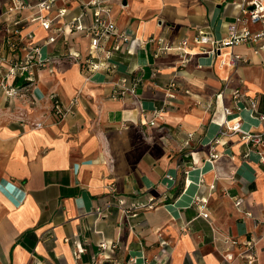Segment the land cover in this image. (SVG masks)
<instances>
[{"label": "crops", "instance_id": "obj_1", "mask_svg": "<svg viewBox=\"0 0 264 264\" xmlns=\"http://www.w3.org/2000/svg\"><path fill=\"white\" fill-rule=\"evenodd\" d=\"M110 2L116 33L125 32L127 41L113 37L107 44L121 45L103 61L114 70L82 71L66 58L88 57L82 33L66 30L47 44L48 32L24 23L31 11L3 17L9 0H0V57L23 59L35 47L49 59L31 81L9 82L17 90L13 98L0 89V111L7 116L0 120V264H98L100 242L114 247L103 251V264H131L130 258L137 264H241L222 256L237 253L231 240L261 233L255 219L264 216V162L257 153L264 154V141L251 147L237 134L218 137V131L222 121L239 119L243 129L263 132L264 122L254 117L264 114V49L241 44L211 57L198 55L191 43L193 55L184 66L176 53L153 56L158 40L191 42L200 30L226 37L240 0ZM66 8L67 17L54 27L73 17L81 26L90 23V11L80 3L70 0ZM16 21L22 29L10 51L4 27L12 29ZM229 54L242 61L228 65ZM123 77L140 78L136 98L113 96ZM237 89L242 106L225 116ZM248 99L255 102L252 112ZM153 109L162 112L151 127ZM118 197L127 205L153 199L155 207L125 217ZM199 197L208 202L204 215L195 205ZM256 264H264V239Z\"/></svg>", "mask_w": 264, "mask_h": 264}, {"label": "built area", "instance_id": "obj_2", "mask_svg": "<svg viewBox=\"0 0 264 264\" xmlns=\"http://www.w3.org/2000/svg\"><path fill=\"white\" fill-rule=\"evenodd\" d=\"M80 3L85 9L90 11L91 21L86 26H81L78 17H73L70 21L66 22L63 27H54V21L56 19H64L68 15V10L66 4L70 0H34V4L30 5L23 0H9L6 11L3 17L7 18H20L25 11H31L32 14L27 16L25 19L26 25L38 24L44 31L49 33L47 44H53L64 34L67 33H82L84 38L88 40V57L82 60L78 53H71L66 58L78 64L82 71L92 70L98 71L101 68L106 70H114L115 66L108 63L105 65L103 61H109L111 56L120 51L121 45L118 42L113 43L109 48L107 44L111 38L115 40H120L121 42L127 41V34L125 32L116 33L115 22L112 17V7L111 0H73ZM57 5H61L56 9L54 17L50 16V12ZM65 5V6H64ZM240 13L235 19L227 25V35L224 38L216 39L209 31L200 30L190 41L182 40L176 45H164L163 41L158 40L156 43L158 45L157 52L153 55L155 58L160 55H165L168 53H176L180 57V65L184 66L190 61L191 54L188 47L192 43L194 46L198 47V55H206L211 57H216L220 55V52L225 48H232L236 45L247 44L256 45V49H264V4L262 0H240L239 3ZM14 27L10 29L9 27H4V33L8 41V47L10 51H14L15 46L18 41L15 37L19 36V30L21 31L17 21L14 23ZM249 25H258L260 28L257 31H251ZM54 28V29H53ZM53 29V30H52ZM30 35V34H28ZM28 38H31L29 36ZM153 39H148L147 43H152ZM49 59L44 58L41 54L40 48L28 47V53L25 58L20 59L16 57L3 58L0 57V89L5 94L6 98H13L16 96L17 90L9 84L10 81L23 80L31 81L34 75V71L38 68L45 67L46 62ZM242 61V57L229 54L228 65L237 66ZM140 82L139 77H134L130 82L126 77L120 79L116 83L113 96L122 98L126 95H130L133 98L137 97V86ZM171 91L176 89V84L174 82L170 83L168 86ZM222 94V92H221ZM169 98L173 97V93L168 95ZM53 102V110L57 119H61L64 115L60 111L58 106V101L55 96L49 98ZM244 100L243 95L237 89L232 91L231 101L233 106L226 107L223 110L225 116H232L235 111H239L242 106V101ZM139 104V103H138ZM247 104L251 109V112L255 109V102L253 99H248ZM142 112L144 111L141 108ZM161 110L153 109L151 111V119L148 125L153 127L156 125L157 120L161 119ZM254 117V116H253ZM259 123L264 122V114H258L254 117ZM42 124L37 123L34 125L35 128H40ZM218 137H225L227 135H239L240 138L246 143L255 147L264 141V130L261 133H254L252 131L243 129L241 126V121L237 119L233 123L229 124L227 121H222L219 124ZM218 138L214 140L217 143ZM249 154H245L248 157ZM258 161L260 163L264 162V154L257 153ZM168 180H172L171 177H167ZM241 200L235 201V206L239 207L241 205ZM207 199L203 197L196 198L195 205L199 211L200 215H204L207 212ZM117 206L125 217L131 214V211L136 210H152L154 209L153 199H148L146 203L133 202L127 205L125 199L118 197ZM100 214V211H97ZM255 225L260 227L261 233L259 236L249 235V237L238 243L236 240H231L232 245H236L238 251L236 254L226 252L222 259L225 263H230L234 260L241 261V264H256L257 262V247L258 244L264 239V216L262 219H255ZM114 247L112 245H107L106 242H100L99 249L103 259L98 261V264H103V261L108 260L107 256H103V251H112ZM129 262L131 264H137V260L130 258Z\"/></svg>", "mask_w": 264, "mask_h": 264}, {"label": "rangeland", "instance_id": "obj_3", "mask_svg": "<svg viewBox=\"0 0 264 264\" xmlns=\"http://www.w3.org/2000/svg\"><path fill=\"white\" fill-rule=\"evenodd\" d=\"M4 112H6V110L0 111V120L5 119L7 117L6 114H4Z\"/></svg>", "mask_w": 264, "mask_h": 264}]
</instances>
